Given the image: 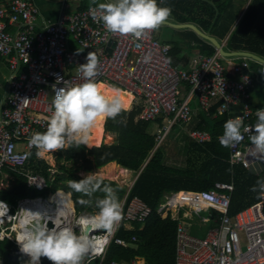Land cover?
Returning <instances> with one entry per match:
<instances>
[{"label": "built area", "instance_id": "built-area-1", "mask_svg": "<svg viewBox=\"0 0 264 264\" xmlns=\"http://www.w3.org/2000/svg\"><path fill=\"white\" fill-rule=\"evenodd\" d=\"M96 7L89 6L72 14L63 13L56 22L38 26L35 22L38 8L33 2L3 0L0 4V56L7 60L10 69L9 91L0 110V190L4 189V169L22 175L27 186L38 192L48 188L43 175L24 170L35 149L29 147L28 140L33 133L47 129L55 95L53 89L64 88L66 82L71 87L86 82L78 67L87 62L90 52H94L98 59L97 85L104 83L132 94L133 100L142 108L140 119L148 122L162 119L158 127V143L176 124L192 121L194 112L190 103L196 98L200 109L206 113L216 106V117L226 115L227 121L237 116L242 119L244 138L235 147H229L230 163L250 168L259 161L250 155L249 137L252 133L243 131V127H252L257 120L258 109L251 104V89L254 87L252 59L226 58L218 51L213 55L198 52L190 69H180L171 61L170 46L162 43L155 31L140 40L114 36L105 31L99 17L93 19L92 10ZM8 24L15 25L16 29L9 30ZM71 41L78 49L71 46ZM189 135L199 143L212 140L206 130L194 129ZM233 190V182H216L212 189L196 193L206 204L205 208L200 202H182L173 209L171 198L160 209L175 218L177 215L172 214L173 210L190 217L197 216L205 226L210 220L213 222L201 237L192 234L180 218L174 264H264V194L260 188L257 203L231 215ZM53 195L55 197L51 199ZM126 199L127 196L121 204L119 225L108 231L92 233L96 237L95 255L87 257L83 264H143L138 257L130 262L117 259L105 262L111 243L128 247L137 240L136 236L130 239L117 237L120 225H143L151 214V208L138 196L129 199L123 209ZM0 202L7 205L0 204V239L11 241L18 249L19 259L25 261L29 257L20 251L16 239L33 219L30 213L41 215L48 221L61 210L57 217L60 225L68 223L72 227L81 216L93 215L77 212L62 191L18 199L15 205L2 199ZM208 210H216V216H203L202 212ZM24 214L27 216L23 219ZM76 231L79 232V228ZM88 231L92 232L91 229Z\"/></svg>", "mask_w": 264, "mask_h": 264}, {"label": "trees", "instance_id": "trees-1", "mask_svg": "<svg viewBox=\"0 0 264 264\" xmlns=\"http://www.w3.org/2000/svg\"><path fill=\"white\" fill-rule=\"evenodd\" d=\"M157 3L160 7L171 9L170 17L175 22L194 23L205 33L216 36L220 41L231 30L239 12V7L234 6V0H157ZM84 8L86 7L82 9ZM183 35L191 50L197 48L205 55H213L217 52L210 42L199 37L193 30L188 29ZM157 38L159 39L158 36ZM161 42L171 46L170 58L176 65L175 59L182 47L176 41L162 39ZM225 49L248 51L264 58V0H251L245 13L229 34ZM250 65L254 71V87L251 89V94L262 95L264 101V64L252 60ZM252 106L254 109L260 108V105ZM141 110L140 105L123 108L122 113L115 120L104 118V130L115 134L116 142L91 148L85 145L67 146L56 153V169L41 157H37L34 149L29 155L24 170L43 175L47 180L48 188L44 192H38L27 186L22 175L4 169L3 173L7 172L12 177V185L8 189L0 190V199L15 205L18 199L37 197L40 193L62 191L77 212L94 215L98 211L95 201L97 198H103L104 193L98 191L92 197L76 193L67 183L70 179L79 181L84 178L79 175V171L91 173L110 162H116L118 166L127 170L135 172L141 170L130 190L116 181L101 177L97 179L115 190L120 205L127 196L123 209L134 196L141 198L151 208V214L143 225L133 223L132 229L120 225L116 233L117 237L130 239L136 236L137 240L131 242L128 247L111 243L105 262L108 263L112 259L130 262L139 256L145 259L146 264L175 263L176 229L180 218L172 217L170 212H161L160 205L166 192H200L212 189L216 182H233L234 190L229 210L231 215L260 200V186L257 182L263 181L264 175H254L240 165H231L229 147H223L218 141V137L223 134V126L228 116L212 118L211 115L215 113L216 107L208 113L203 112L204 115L201 116L202 120L197 128L208 130L212 140L200 146L198 159L190 158L188 167L177 168L165 164L160 148L156 149L147 161L156 146V140L155 136L148 132L151 122L140 119ZM157 121L161 123L162 119ZM145 162L146 165L143 167ZM253 188H256V191H252ZM178 194L179 192L176 195ZM81 199H90L92 203L83 206L79 203ZM176 205H172V208L176 209ZM13 247L11 241L0 239V258L4 264L20 262L21 259L11 260L8 256Z\"/></svg>", "mask_w": 264, "mask_h": 264}, {"label": "clouds", "instance_id": "clouds-1", "mask_svg": "<svg viewBox=\"0 0 264 264\" xmlns=\"http://www.w3.org/2000/svg\"><path fill=\"white\" fill-rule=\"evenodd\" d=\"M95 3L96 0H93ZM170 14L171 9L158 6L157 0H109L107 3H99L92 10L93 19L99 17L107 33L130 36L135 40L158 30ZM86 61L78 67L85 83L71 87L66 82L64 88L53 89L55 95L47 129L33 133L28 140L29 147L36 149L37 157L60 151L67 146H88L90 131L99 118L115 120L122 113L124 105L119 96L109 100L98 90L95 83V77L99 74L98 59L95 53L90 52ZM256 117L254 126H245L243 131L252 133L249 137L252 146L250 155L264 161V108L256 110ZM241 128L242 119L239 116L229 119L223 126V135L218 137L220 144L225 148L239 144L244 138ZM67 183L74 192L87 197H92L98 191L103 192V198L95 201L98 211L91 216H81L75 227L68 223L60 225L57 217L61 210L48 221L29 212L33 219L16 239L20 251L29 257L25 264H42V258L51 264H83L87 257L95 255L96 237L92 233L108 231L119 225L122 213L116 192L97 179L96 173H88L79 181L70 179ZM257 183L264 194V181ZM252 191H256V188ZM79 203L88 206L92 201L81 199ZM0 204L7 206L3 202ZM49 222L53 227H48Z\"/></svg>", "mask_w": 264, "mask_h": 264}, {"label": "crops", "instance_id": "crops-1", "mask_svg": "<svg viewBox=\"0 0 264 264\" xmlns=\"http://www.w3.org/2000/svg\"><path fill=\"white\" fill-rule=\"evenodd\" d=\"M29 1L33 2V4L38 8V14H37L36 19H35V22L37 23L38 26H44L48 23L56 22L59 19L60 15L63 13L72 14V13H75L79 10H83L82 9L83 7L87 8L89 6H97L99 3L109 2V0H96V3L93 4V0H29ZM2 2H3V0H0V4ZM242 2H244V3L242 4ZM250 2H251V0H234V6L239 7V12L237 13L238 17H237L234 25L232 26L231 30L229 31V33L226 35V37L222 41H220L219 38H217L216 36L211 35V36L215 37L216 39H218L224 45V47L226 45V40H227L229 34L235 28L236 24L239 22V20L241 19V17L245 13ZM168 20L173 22V23H178V22H175L173 20V18L170 16H169ZM162 26H164L165 28L168 27L170 29L169 32L166 30L168 32L167 33L168 38L166 37L164 39L176 41L182 47L181 52L176 56V59H175L176 65H174V64L173 65L180 68V69H190L192 66L193 57L200 51L197 48L192 49V50L189 48V44L186 40V37H184V35H183V32L188 30V28L179 29V28H175V27H172L169 25H162ZM7 28L11 31H14L16 29V26L8 24ZM155 34H156V30H155ZM159 40L161 41L162 39L159 38ZM71 46L75 49H78V47L72 41H71ZM228 58H232V57H228ZM9 76H10V69H9L8 62L5 58L0 56V110L3 108V106L5 104V100H6L8 91H9ZM190 104H191V107H192L193 112H194L193 117H192V121L189 124H179L182 126L181 129H175V126H176L175 125L167 133V135L165 136L164 140L161 143H158V141H157V135H158V130H159L158 127L160 124H159V122H151V125L148 129V132L150 135L155 136L156 146H155L154 150L151 152L147 161L150 159V157L153 155L155 150L158 148H160L163 160H164L165 164H167L168 166L177 167V168H185L186 166L187 167L189 166L188 164H189L190 158L198 159V157L200 156L199 155L200 146L205 145L206 143L210 142L211 140L208 142L199 143L190 137V135H189L190 131L194 130V129H198L197 125L202 120L201 116L204 115L203 114L204 111L200 109L196 98H193L191 100ZM251 104L252 105H260V108H264V101L262 99V95L259 96L257 93H254V95L252 94V103ZM128 107H124V108H128ZM213 107H216V106H213ZM211 117L216 118L215 113L213 115H211ZM103 127H104V124H103ZM202 130H205V129H202ZM206 131H208V130H206ZM103 132H104L103 133V140L104 139L106 140L107 138H109L110 142L105 141L104 143H101V144L111 145V144L116 142L117 138H116L115 134L105 132L104 129H103ZM229 163H230V161H229ZM145 165H146V162L143 164V167ZM231 165H238V166L240 165L241 167H243L241 164H231ZM243 168H245V167H243ZM245 169L254 175H264V171H263L264 161L259 160L255 163H253L250 168H245ZM97 170H101V174H102V175H100L101 178L109 179L112 181H115V180L111 179L109 177V175L112 176V175H118L119 174L120 177L123 178L122 180L126 184V186L129 190L133 186V184L135 183L136 179L138 178V176L141 172V170L139 172L127 170L125 168L118 166V164L116 162H110V163L106 164L105 166H103ZM7 177L11 178V180H12V177L7 172H4L3 179H5ZM127 181H128V183H126ZM116 182L118 183V181H116ZM178 192H182V191H178ZM178 192H173V191L166 192L163 196V200L167 196L168 198L166 200V203L171 198H173L171 205H175V204L180 203V202L174 201V198L177 196L176 194ZM186 192L198 193V192H193V191H186ZM160 208H161V205H160ZM210 211L211 210H208L206 212V214L203 216H209L210 215L211 217H214V214H217L216 210H212L211 212ZM172 214L177 215V217L183 219L185 221V223L188 225L190 232L192 234L196 235V232L199 233L198 231H201L200 233L203 235L205 234L206 228H202L203 226H201V225H203V224H201L200 220L198 221L197 225L193 223L194 219H195L194 216L190 217L187 214L183 215L182 211L177 212L176 210H173ZM192 223H193V226H192ZM207 224H208L207 227H209L210 225L213 224V222L210 220L209 223H207ZM124 226L127 229L133 228V224H125ZM196 236H198V235H196ZM138 259L141 263L146 264L144 258L138 256ZM0 260L2 261L1 258H0Z\"/></svg>", "mask_w": 264, "mask_h": 264}, {"label": "bare ground", "instance_id": "bare-ground-1", "mask_svg": "<svg viewBox=\"0 0 264 264\" xmlns=\"http://www.w3.org/2000/svg\"><path fill=\"white\" fill-rule=\"evenodd\" d=\"M97 86H98V90L105 96L106 99L110 100L114 96H119L124 107H128L131 104V101L133 100V95L130 94L129 92L106 86L104 83H99ZM103 122H104V118H99L95 122V125L91 129L89 134L88 147L99 146L101 144L103 138V129H104ZM107 140H109V138H107L105 141ZM54 197L55 195L51 196V199H53ZM174 201L180 203L186 202L188 204H192L194 202H200L204 208L206 206V204L201 201L200 196L198 194L190 193L186 191L179 192V194L174 198ZM66 202L69 205L68 201ZM39 207L42 208L40 205ZM26 216L27 214H24V217L22 216L23 219Z\"/></svg>", "mask_w": 264, "mask_h": 264}, {"label": "water", "instance_id": "water-1", "mask_svg": "<svg viewBox=\"0 0 264 264\" xmlns=\"http://www.w3.org/2000/svg\"><path fill=\"white\" fill-rule=\"evenodd\" d=\"M163 25H169V26L179 28V29L188 28V29L193 30L195 33H197L199 37L210 42L216 48V50L221 54L222 57H226V58L228 57H247L254 61L264 64V58L255 53L248 52V51H228L227 49H225L224 45L218 39L205 33L194 23H173L169 20H166ZM42 218L44 219V217ZM51 226L52 224L49 222L48 227H51ZM17 250L18 249L16 247H13L11 249L8 255L11 260L19 259V254ZM42 264H51V262L48 261L46 258H42Z\"/></svg>", "mask_w": 264, "mask_h": 264}, {"label": "rangeland", "instance_id": "rangeland-1", "mask_svg": "<svg viewBox=\"0 0 264 264\" xmlns=\"http://www.w3.org/2000/svg\"><path fill=\"white\" fill-rule=\"evenodd\" d=\"M240 2V1H239ZM238 2V3H239ZM244 2H242V4H243ZM169 32L170 31V29L168 28V27H164V26H161L158 30H156V35L159 37V38H161V39H164V38H168V35H167V31ZM49 99H51V95L49 96ZM139 105V102L138 101H134V100H132L131 101V104H130V106L129 107H136V106H138ZM128 107V108H129ZM106 120V119H105ZM104 123H105V121H104ZM181 125H179V124H176V126H175V129H181ZM104 133V132H103ZM105 142V139L103 140V138H102V141H101V143H104ZM106 142H110L109 140H107ZM86 146V145H85ZM87 148H91V147H88V146H86ZM93 147V146H92ZM56 153H57V151H55V152H49V153H45L41 158L42 159H44L49 165H51L54 169H56L57 168V157H56ZM91 173H96L97 174V177H100V175H102L101 174V170H95L94 172H91ZM86 174H88V173H86V172H84V171H79V175H81V176H85ZM109 177L111 178V179H113V180H115V181H118V183L120 184V185H122V186H126V184L123 182V178L122 177H120V175L118 174V175H109ZM12 180H11V178H9V177H7V178H5L4 179V181H3V184H4V186H3V188L4 189H8V188H10L11 187V185H12V182H11ZM126 183H128V181L126 182ZM127 187V186H126ZM40 195H43L42 193H40ZM167 196L164 198V200H163V203L161 204V208H163L164 206H165V203H166V200H167ZM122 204V203H121ZM206 214V212H202V215H205ZM195 217V219H194V224H198V221H199V218L197 217V216H194ZM193 223H192V226H193ZM201 226H203L202 228H206L207 226H205V225H201ZM199 233H197L196 232V235H198V236H203V234H201L200 232L201 231H198ZM25 260L24 259H21L20 260V262L19 263H14V264H25ZM0 264H4L3 263V261H1L0 260Z\"/></svg>", "mask_w": 264, "mask_h": 264}]
</instances>
